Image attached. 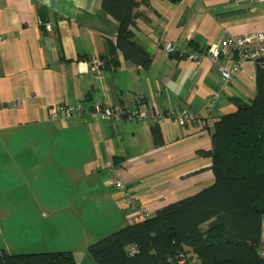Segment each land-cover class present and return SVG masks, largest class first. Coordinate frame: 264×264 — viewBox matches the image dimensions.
I'll list each match as a JSON object with an SVG mask.
<instances>
[{
    "label": "crops",
    "instance_id": "crops-1",
    "mask_svg": "<svg viewBox=\"0 0 264 264\" xmlns=\"http://www.w3.org/2000/svg\"><path fill=\"white\" fill-rule=\"evenodd\" d=\"M100 2L0 0V251H71L76 257L83 242L87 251L133 224L108 182L110 162L151 215L214 181L211 160L199 154L210 150L213 126L169 120L154 125V139L152 125L136 120L113 123L72 113L51 121L52 106L81 104L87 111L108 102L157 114L186 109L215 124L235 112L232 98L255 96L253 63H241L211 104L224 85L219 68L229 69L234 57L194 63L166 54L159 44L169 42L178 53L205 51L225 37L263 31L261 0H151L139 7L133 32L151 59L147 69L120 53L116 66L102 59L118 26ZM92 60L101 62L99 73Z\"/></svg>",
    "mask_w": 264,
    "mask_h": 264
},
{
    "label": "trees",
    "instance_id": "trees-1",
    "mask_svg": "<svg viewBox=\"0 0 264 264\" xmlns=\"http://www.w3.org/2000/svg\"><path fill=\"white\" fill-rule=\"evenodd\" d=\"M150 1L101 0V11L118 26L115 44L105 46L106 64L110 60L118 65L120 53L127 63L149 67L151 59L135 40L133 29L142 16L139 7H148ZM160 1L176 5L182 0ZM42 12L38 9L40 19ZM255 85L252 99L232 98L235 112L215 122L210 150L199 153L211 160L212 185L89 245L93 264H172L184 247L201 264L259 262L256 252L264 218V69L259 64ZM151 127L154 139L159 138L158 128ZM76 260L71 251H0V264H78Z\"/></svg>",
    "mask_w": 264,
    "mask_h": 264
},
{
    "label": "built area",
    "instance_id": "built-area-1",
    "mask_svg": "<svg viewBox=\"0 0 264 264\" xmlns=\"http://www.w3.org/2000/svg\"><path fill=\"white\" fill-rule=\"evenodd\" d=\"M264 5V0H261ZM38 25H42L41 21L38 20ZM45 28L51 30V25H46ZM160 47L170 56H178L180 59H184L190 62L198 63L203 61L205 58L210 59L212 62L217 63L221 56L230 55L234 57L235 61L229 69L220 66L219 71L221 73L223 84L221 88L214 92L213 97L215 99L225 89L226 83L229 82L230 78L238 73L240 64L243 62H251L257 67L259 64L264 69V30L252 34H244L242 36H228L221 39L218 43L211 44L205 51H187L178 53L175 47L169 42L160 41ZM92 70L99 73L102 67L101 62L97 60L91 61ZM215 99L211 97V104L214 103ZM83 116L87 113L89 116L96 118L104 122H119L121 120H136L151 125H163L169 120H175L180 126H188L196 124L199 127L213 126L214 121L210 118L197 119L194 114L186 109L179 110L177 112H166L165 114H157L152 112L150 109L131 107L128 108L125 105H110L108 102L94 104L91 108L85 111L84 106L81 104L74 108L54 105L48 110L47 118L51 121H58L64 118L72 116ZM106 170L108 174V182L110 186L119 191L122 195L123 202L129 211V215L135 221L142 220L151 216L149 210L143 206H139L135 200L134 195L128 189L120 176L119 173L114 171L113 164L107 163ZM136 251L133 249L132 253ZM176 261L172 264H201L197 256L187 247H184L180 252ZM257 257L259 262L257 264H264V218L260 223L259 228V244L257 247ZM172 262V260H171Z\"/></svg>",
    "mask_w": 264,
    "mask_h": 264
},
{
    "label": "rangeland",
    "instance_id": "rangeland-1",
    "mask_svg": "<svg viewBox=\"0 0 264 264\" xmlns=\"http://www.w3.org/2000/svg\"><path fill=\"white\" fill-rule=\"evenodd\" d=\"M211 97H212V99H215V97H213V95ZM123 199H122V201H123ZM117 229H116V231H118ZM104 237H106V236H104ZM84 243L85 242H83V244L80 246L81 248H78V251L76 252V258L78 259L76 261L78 264H93L92 260L90 259V257L87 254V251L85 250ZM11 247H15V246H10V248Z\"/></svg>",
    "mask_w": 264,
    "mask_h": 264
}]
</instances>
